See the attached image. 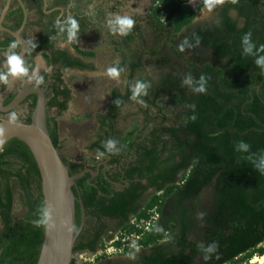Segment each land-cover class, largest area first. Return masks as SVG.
<instances>
[{
  "label": "trees",
  "instance_id": "trees-1",
  "mask_svg": "<svg viewBox=\"0 0 264 264\" xmlns=\"http://www.w3.org/2000/svg\"><path fill=\"white\" fill-rule=\"evenodd\" d=\"M181 1L151 0L146 14L150 31L162 40L150 53L157 56L156 63L163 69L155 80L138 78L149 82L151 88L148 96L141 97L147 107L139 110L143 125L134 134L132 129L117 130L115 121L121 107L130 101V80L143 70L144 52L129 48L132 40L143 41L137 17H133L136 25L128 36L111 42L120 54L119 66L126 70L127 79L122 90L109 91L103 110L95 114L97 131L87 147L97 153L104 151L107 139L116 140L119 151L104 156L115 166L116 176L91 177L84 172L71 185L85 215L72 253H94L112 232L122 229V234L134 236V246L142 249L129 264H240L253 254H264V247H257L264 241V173L243 158L247 154L235 150V144L243 140L251 145L252 152H264V74L255 65V58L244 56L241 49V37L249 31L257 47L264 44V0H237L235 4L226 0L218 6L214 21L192 26L189 24L193 14L181 8ZM75 8V18L77 14L87 16ZM97 18L105 28L107 12L93 11L89 21ZM42 27L48 32L51 26ZM80 31L97 33L83 24ZM194 36L200 38L199 45L180 52L179 44L185 38L195 44ZM41 40L45 43V38ZM40 47L47 51L46 46L37 49ZM165 47L168 51L160 53L158 49ZM172 57L180 59V64H172ZM55 60L64 67L87 68L64 51L46 53L48 64ZM189 73L195 79L201 74L207 76L205 94L182 86ZM59 75L53 74L45 87L46 109L62 111L70 99ZM116 99L121 101L119 105H115ZM33 104L34 98L22 122L30 121ZM191 105H195L194 110ZM193 114L195 120L191 119ZM46 129L58 151L56 122L48 115ZM59 156L69 175L84 168L80 162H67ZM117 177L119 185L112 186L111 181ZM203 188H210L211 207L203 216L201 234L195 241L187 237L193 218L185 213L183 203ZM15 189L24 209L17 218L12 215ZM149 189L160 194L150 195L144 202ZM166 200L172 204L174 215L160 223L174 221L175 231L170 229L162 234L143 229L142 224L149 220L152 211L159 212ZM41 205L39 177L32 156L23 142L9 139L0 149V264H34L42 227H35L32 221ZM74 216L76 227L77 202ZM130 217L135 223H130ZM163 237L167 239L160 241ZM212 242L217 243V251L211 259L204 260L200 245ZM113 245L118 248L121 242L116 240ZM131 246L124 247V253ZM69 264H75L72 258Z\"/></svg>",
  "mask_w": 264,
  "mask_h": 264
},
{
  "label": "rangeland",
  "instance_id": "rangeland-1",
  "mask_svg": "<svg viewBox=\"0 0 264 264\" xmlns=\"http://www.w3.org/2000/svg\"><path fill=\"white\" fill-rule=\"evenodd\" d=\"M181 8L185 12H191L193 14L192 20L189 26L194 24H204L212 22L216 19L217 8L207 16L202 17L200 15L203 8L202 0H182ZM144 12L138 10V15H143ZM33 20V16H30ZM162 19V14L160 15ZM38 29L37 26L30 27L26 32L28 39H33V33ZM93 30L97 33L92 34L90 32L82 33L78 36V43L73 42L68 45L66 50L71 54L77 56L83 63L87 65L85 69L71 68L68 72L64 69L60 71L62 83L68 88L70 93V99L66 103V107L62 111H58L54 107L47 109V115L55 119L57 126V137L59 141L58 153L64 156L67 160H73L85 165H92L97 158V153L88 149V144L93 139L96 131L97 124L95 121V114L101 112L104 108V104L108 100L109 91L112 88H118L122 90L126 79V70L121 73L119 81L110 79L103 75L107 67L114 65L120 60V54L111 42H120L121 36H113L107 32V30L100 24L93 26ZM141 40L134 39L129 43V48L141 53V60L143 63V70L136 72L133 78L130 80V85L134 83L138 78L143 80H155L160 74L163 68L158 67L156 60L157 56L151 55L150 49L156 48V46L162 43V40L158 35L151 32L148 25L144 22L141 24ZM160 53L164 54L168 50L165 48L158 49ZM201 51L197 50V53ZM40 54L45 62V67H48L45 53H35L33 60L35 62V56ZM187 57V55H185ZM180 59L172 57L171 63L179 65ZM4 61L0 60V66ZM34 66V63H33ZM45 72L43 69L41 70ZM142 106L129 101L125 103L119 112V115L115 121V128L121 132L133 130V134L136 133L143 125V116L139 112ZM24 112L21 107H15L12 111ZM11 112V111H10ZM0 114V119H7L8 114ZM153 112L152 110L150 111ZM167 117L172 119V116L167 113ZM21 118H24L23 116ZM148 126V125H147ZM102 159H106L103 157ZM179 176V175H178ZM160 193H153L150 189L144 196V202L147 201L150 195H159ZM185 207V213L190 214L193 218L192 224L188 228L187 237L191 240L198 241L201 234V228L203 226L202 219L198 218V213L209 212L211 207V191L210 188H203L192 199L183 203ZM23 206L19 199V193L15 189L12 194V215L18 217L22 214ZM151 217L146 223H143V229L149 230L152 233L166 234L169 230L175 231L176 224L174 221L167 219L166 223L162 225L161 220H164L168 216L174 215V209L172 204L166 200L160 211H152ZM130 223H135L133 217L129 219ZM141 225V223H138ZM157 228H162V231H157ZM123 230L112 232L109 239L102 242L101 246L94 253L87 251L80 253H72L71 258L75 264H94L97 259L112 258L114 256H127L136 257L141 248L134 246L135 237L132 235H123ZM167 237H163L160 241L166 240ZM119 240L121 242L120 247H115L113 242ZM131 246V250L128 253H124L123 248ZM257 247H264V241L257 245ZM240 264H264V254H253L249 259Z\"/></svg>",
  "mask_w": 264,
  "mask_h": 264
},
{
  "label": "clouds",
  "instance_id": "clouds-1",
  "mask_svg": "<svg viewBox=\"0 0 264 264\" xmlns=\"http://www.w3.org/2000/svg\"><path fill=\"white\" fill-rule=\"evenodd\" d=\"M226 0H202L203 8L200 15L202 17L212 13L218 6L225 4ZM233 4L237 3V0H231ZM136 25V21L132 16L126 14H114L106 20L105 28L107 32L113 36H128ZM54 28L57 29L56 35L48 37L49 41L57 40V36H64L66 39H62L57 42L59 49H64L73 42L78 43V36L80 34V25L76 18L69 16L66 19L58 18L54 21ZM195 44L190 42L188 38H185L178 47L180 52H184L185 49L196 47L200 43L199 37H193ZM30 43L32 48H36V43ZM20 45L19 41H12L6 50L3 51L4 63L3 67H0V84L11 86V84L17 80L26 79L27 83L35 88H39L45 82V77L41 75V70L50 73L51 68L45 67V62L40 54L35 56L34 66L26 62L24 56L16 49ZM241 49L244 56H253L254 62L257 67L261 69L264 74V44L257 45L253 42L252 33L249 31L241 37ZM68 72L69 69H64ZM125 70L119 66V61L114 65L109 66L104 71L103 75L106 77L119 81L121 73ZM208 78L205 74H201L199 79H195L190 73L185 75L182 81V86H187L192 92L196 94H205L207 92ZM151 84L143 80L137 79L130 85L131 95L129 99L135 103L147 107L144 99L149 94ZM115 105H119L121 101L116 99ZM193 110L195 105H191ZM26 118V112L11 111L7 117V124L9 126H20L22 124L21 117ZM192 120L196 119V115L191 116ZM6 140V129L0 125V145ZM104 151L97 150V158H103L105 153L116 154L119 151L117 147V141L114 139H107L103 144ZM235 150L239 153L247 154L243 158L249 161L254 169L260 173H264V152H252L251 145L243 140L238 141L235 144ZM204 213H198V218L203 219ZM32 224L37 227H52V212L47 202H44L39 208L37 218L32 221ZM157 231H162V228H157ZM201 251L204 253L203 259L209 260L212 258V254L217 251L218 245L216 242L209 243L207 246L200 245Z\"/></svg>",
  "mask_w": 264,
  "mask_h": 264
},
{
  "label": "water",
  "instance_id": "water-1",
  "mask_svg": "<svg viewBox=\"0 0 264 264\" xmlns=\"http://www.w3.org/2000/svg\"><path fill=\"white\" fill-rule=\"evenodd\" d=\"M22 7V5H21ZM7 8V2L0 12V20ZM23 20L18 29L11 31L5 29L15 41H19V49L23 56L27 42L19 35ZM18 81V80H17ZM17 81L11 86L4 85L0 90V113L12 110L27 94H34V104L30 113V121L22 122L20 126H9L7 119H0V125L6 129V140L3 145L12 138L23 142L28 148L35 163L39 177V191L42 204L47 202L52 212V227H42V236L34 264H69L72 256L74 241L84 224V210L79 199H77L71 185L74 180L83 175L84 170L69 175L65 165L60 159L58 151L53 146L46 129L47 109L45 95L40 88L30 84L16 91L6 104H2ZM3 145H0V149ZM92 175L91 169H85ZM105 178H107L105 176ZM79 204V221L75 227L74 203Z\"/></svg>",
  "mask_w": 264,
  "mask_h": 264
},
{
  "label": "flooded vegetation",
  "instance_id": "flooded-vegetation-1",
  "mask_svg": "<svg viewBox=\"0 0 264 264\" xmlns=\"http://www.w3.org/2000/svg\"><path fill=\"white\" fill-rule=\"evenodd\" d=\"M7 2V8L4 12L2 19L0 20V27L15 31L18 29L23 20V11L25 12V19L23 21V25L19 32V35L24 38L27 42L26 50L23 54L26 62L30 65H33V55L37 52L39 53H50L53 50H60L67 53L71 58H77V56L71 54L66 49H59L57 47V42L66 39L64 36H57V40L49 41L48 37H52L56 35L57 29L54 28V21L58 18L66 19L69 16L74 17L75 7L81 10L83 13H87V16L83 18V15L77 14L76 18H78L79 25L83 24L88 29H93V26H96L99 21L91 20L90 15L92 12L98 11L100 9H104L108 16L111 17L114 14H126L132 17H137L139 25L141 27L142 23L147 24L146 14L151 9V0H0V12L3 9L4 5ZM22 5V7H21ZM218 8V7H217ZM138 10L140 12H144L143 15H138ZM217 14V11H216ZM33 16V20L30 18ZM75 18V17H74ZM87 23V24H86ZM45 25H50V29L48 32L42 27ZM32 26H37L38 29L33 33V39H28L26 37L25 32ZM0 28V60L4 61L3 51L7 49L8 45L14 41V38L5 30ZM90 32V31H80V34ZM91 33V32H90ZM79 34V35H80ZM93 34V33H92ZM45 38V43L41 39ZM36 43L37 46H46L47 51H43L44 49L32 48L30 43ZM18 48L16 51H18ZM0 67H3L1 65ZM48 67L51 68V72H43L41 71V75L45 77V82L39 88L43 91L45 95V87L52 81V75L56 72L59 73L61 79L60 71L62 69H71L76 67H64L61 62L55 60L54 62L48 64ZM78 69V68H77ZM27 83L26 79L18 80L11 92L4 97L2 104H6L12 95L24 87ZM3 84H0V90L3 88ZM47 96L45 95V98ZM34 98V94H27L23 97V99L16 105V107H21L24 109V112L27 114V107L29 102ZM15 108V107H14ZM12 111V110H10ZM8 111V112H10ZM6 112V113H8ZM5 114V113H0ZM25 118V117H24ZM24 118H21L22 121ZM71 160H67L69 162ZM84 165L82 170L89 168L92 171L91 177H95L98 174H101L105 178V174H110L112 176H116V168L113 164L108 163L107 158H96V161L92 165ZM81 171V170H80ZM83 172V173H84ZM120 177H117V180L111 181L112 186H118V180ZM24 209L22 210V214ZM21 214V215H22ZM20 215V216H21ZM18 216V217H20ZM17 218V217H16ZM137 257V255H136ZM136 257L127 256L123 258V256H114L112 258H103L97 259L94 264H129L132 260H135Z\"/></svg>",
  "mask_w": 264,
  "mask_h": 264
}]
</instances>
